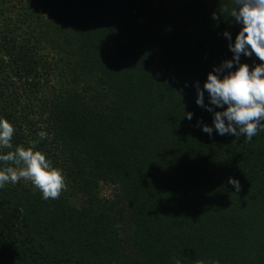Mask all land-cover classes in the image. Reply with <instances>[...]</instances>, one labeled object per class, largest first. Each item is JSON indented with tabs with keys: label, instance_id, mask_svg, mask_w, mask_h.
Instances as JSON below:
<instances>
[{
	"label": "trees",
	"instance_id": "trees-1",
	"mask_svg": "<svg viewBox=\"0 0 264 264\" xmlns=\"http://www.w3.org/2000/svg\"><path fill=\"white\" fill-rule=\"evenodd\" d=\"M235 7L0 0V118L67 186L0 189V264H264V132L209 138L195 103L232 59Z\"/></svg>",
	"mask_w": 264,
	"mask_h": 264
},
{
	"label": "clouds",
	"instance_id": "clouds-1",
	"mask_svg": "<svg viewBox=\"0 0 264 264\" xmlns=\"http://www.w3.org/2000/svg\"><path fill=\"white\" fill-rule=\"evenodd\" d=\"M234 3L236 7L230 18L240 30L234 42L228 31L223 33L229 41L232 59L214 67L202 88L197 83L195 103L212 114L211 126L198 121L201 131L209 138L215 132L220 136L244 137L251 143L254 137L264 132V0H234ZM213 19H216L215 15ZM241 56L248 59L255 56L261 63L255 66L241 63ZM234 67L236 70L232 71ZM205 92L208 104H205ZM217 108L223 110L216 111ZM193 115L186 113L185 116L191 121ZM14 134V126L0 118V150H8L0 151V189L26 180L40 191L42 199H59L67 187L62 171L51 164L45 153L34 150V147L14 146ZM37 135L44 140L48 133L41 131ZM228 183L236 192L241 190L238 180L229 178Z\"/></svg>",
	"mask_w": 264,
	"mask_h": 264
},
{
	"label": "rangeland",
	"instance_id": "rangeland-1",
	"mask_svg": "<svg viewBox=\"0 0 264 264\" xmlns=\"http://www.w3.org/2000/svg\"><path fill=\"white\" fill-rule=\"evenodd\" d=\"M104 193H105L106 195H111L112 190L109 189V188H105V189H104Z\"/></svg>",
	"mask_w": 264,
	"mask_h": 264
}]
</instances>
